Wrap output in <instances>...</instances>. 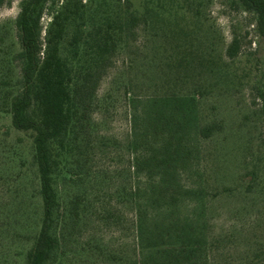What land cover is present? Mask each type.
<instances>
[{"label": "rangeland", "instance_id": "1", "mask_svg": "<svg viewBox=\"0 0 264 264\" xmlns=\"http://www.w3.org/2000/svg\"><path fill=\"white\" fill-rule=\"evenodd\" d=\"M21 1L0 8V86L6 75L16 77L9 60L17 50L13 23ZM131 1L143 14L152 0ZM50 18L47 11L44 26ZM255 26L254 14L232 0H176L166 6L164 17L137 27L102 81L108 108L96 112L93 121L112 142L92 156L97 175L102 171L97 194L117 219L103 220L93 211L85 224L67 229L57 264H130L135 250L139 254L137 245L154 241L153 217L160 208H149L152 218L143 216L141 225L133 210L116 206L113 198L130 183L143 195L157 180L156 170L132 174L130 168L133 155L158 151L155 143L161 145L164 136L183 137L184 163L178 167L184 179L202 182L205 190L204 196L184 199L173 216L188 219L191 231L206 240L221 237V248L214 252L219 264H264L259 259L264 250V113L258 98L264 39ZM234 37L240 49L230 59ZM211 121H220L223 130L209 140L196 139L197 128ZM155 122L162 127L158 131L152 129ZM164 122L169 124L165 129ZM129 141L139 144L137 154L128 149ZM33 155L31 134L16 130L0 108V264H26L39 230L42 202ZM224 188L231 191L216 197Z\"/></svg>", "mask_w": 264, "mask_h": 264}, {"label": "trees", "instance_id": "2", "mask_svg": "<svg viewBox=\"0 0 264 264\" xmlns=\"http://www.w3.org/2000/svg\"><path fill=\"white\" fill-rule=\"evenodd\" d=\"M175 1H149L143 14L133 8L131 0L21 1L13 23L17 50L9 60L16 77L3 78L0 108L10 114L16 130L31 134L39 174L42 217L26 264H57L66 230L85 224L93 211L103 220L117 219L116 213L104 209L102 197L97 194L98 183H102L97 178L102 171L97 175V167L91 166L94 152L102 154L112 143L102 134L100 125L93 123L96 112L108 108L101 84L113 59L132 40L137 27L164 17L166 6ZM10 3L11 0H0V8ZM232 3L254 14L256 31L264 39V0ZM47 11L51 18L44 26L42 19ZM239 49L240 42L234 37L227 50L228 58H235ZM258 98L264 113V77ZM163 126L165 129L169 124L164 122ZM161 128L157 122L152 127L156 131ZM222 130L220 121H211L198 127L195 137L206 141ZM182 139L164 136L161 145L155 143L158 151H145L141 158L133 155L132 174L148 169L156 170L159 176L143 195L133 183L114 193L116 206L133 210L132 217L141 225L143 216L152 218L149 208H160V214L153 217L158 232L153 235L154 241L140 249L137 245L139 254L135 250L130 264H219L214 252L221 248V237L206 240L197 230L191 231L188 219L173 216V210L184 199L205 195L203 183L196 185L186 176L184 179L178 167L184 163ZM139 147L129 141L128 149L134 154ZM229 191L224 188L215 196ZM145 200L148 205L144 206ZM260 256L264 258V250Z\"/></svg>", "mask_w": 264, "mask_h": 264}]
</instances>
